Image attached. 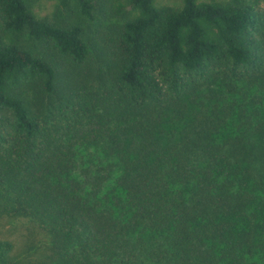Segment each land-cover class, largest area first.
<instances>
[{
	"label": "trees",
	"instance_id": "16d2710c",
	"mask_svg": "<svg viewBox=\"0 0 264 264\" xmlns=\"http://www.w3.org/2000/svg\"><path fill=\"white\" fill-rule=\"evenodd\" d=\"M0 0V264H264V0Z\"/></svg>",
	"mask_w": 264,
	"mask_h": 264
},
{
	"label": "rangeland",
	"instance_id": "374dc122",
	"mask_svg": "<svg viewBox=\"0 0 264 264\" xmlns=\"http://www.w3.org/2000/svg\"><path fill=\"white\" fill-rule=\"evenodd\" d=\"M179 0H157L158 4H177ZM33 9L41 16H51L55 10L54 0H35ZM0 239L6 240L13 245V252H22L28 243L44 244L47 236L38 231L31 220L27 218L0 217ZM42 244V245H43Z\"/></svg>",
	"mask_w": 264,
	"mask_h": 264
}]
</instances>
